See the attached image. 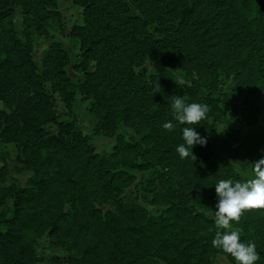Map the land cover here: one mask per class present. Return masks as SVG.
<instances>
[{"label": "rangeland", "instance_id": "1", "mask_svg": "<svg viewBox=\"0 0 264 264\" xmlns=\"http://www.w3.org/2000/svg\"><path fill=\"white\" fill-rule=\"evenodd\" d=\"M261 156L264 0H0V264H236L213 184ZM230 229L264 264V208Z\"/></svg>", "mask_w": 264, "mask_h": 264}, {"label": "clouds", "instance_id": "2", "mask_svg": "<svg viewBox=\"0 0 264 264\" xmlns=\"http://www.w3.org/2000/svg\"><path fill=\"white\" fill-rule=\"evenodd\" d=\"M174 120L185 126L181 129L183 143L178 144L176 152L181 159L195 156V145L206 146L207 137L194 127L206 118L208 106L201 103H188L181 96H174L170 101ZM165 130L172 131V122L163 123ZM252 178L245 181L221 179L214 183L215 235L211 240L214 248L230 254L236 264H256L260 255L256 245L251 241H243L237 230L230 229L231 221H239L242 212L250 208H264V156L253 162Z\"/></svg>", "mask_w": 264, "mask_h": 264}, {"label": "trees", "instance_id": "3", "mask_svg": "<svg viewBox=\"0 0 264 264\" xmlns=\"http://www.w3.org/2000/svg\"><path fill=\"white\" fill-rule=\"evenodd\" d=\"M175 50H176V53L182 55V53H181V49H180L179 46L176 45V49H175ZM38 260H40V258L35 257V262L38 261ZM20 263H22V264H28L27 260H25V259L22 260L21 258H20Z\"/></svg>", "mask_w": 264, "mask_h": 264}]
</instances>
